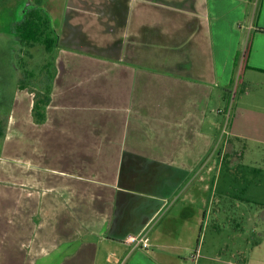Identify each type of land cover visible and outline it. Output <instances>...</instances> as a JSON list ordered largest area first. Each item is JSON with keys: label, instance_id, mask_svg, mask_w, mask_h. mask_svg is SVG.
<instances>
[{"label": "crops", "instance_id": "1", "mask_svg": "<svg viewBox=\"0 0 264 264\" xmlns=\"http://www.w3.org/2000/svg\"><path fill=\"white\" fill-rule=\"evenodd\" d=\"M91 4L46 11L58 43L42 123L40 90L21 88L13 68L0 264H264L233 247L228 205L209 185L219 90L264 84V0L253 22L249 0H101L94 16ZM232 111L226 132L249 138L244 110Z\"/></svg>", "mask_w": 264, "mask_h": 264}, {"label": "rangeland", "instance_id": "2", "mask_svg": "<svg viewBox=\"0 0 264 264\" xmlns=\"http://www.w3.org/2000/svg\"><path fill=\"white\" fill-rule=\"evenodd\" d=\"M29 1L35 2L48 12L49 10L54 14L56 12L58 17H62L66 12L83 11V8L80 10L69 8L70 5L79 4L81 1L92 2L88 6L93 14L89 15L94 16L99 11L96 8V2L101 0H0V74L3 77L11 72V66L17 71L40 75L43 67L53 58V55L48 53L41 44H20L18 39L14 38V25L22 20L23 12ZM70 2L73 4H69ZM66 5L68 8H55ZM82 6L87 5L82 4ZM247 7L252 12L253 22L255 17L261 15V11L258 10L262 7V0H253ZM244 24L238 22L236 30H241L240 27H244ZM54 35L57 37V31ZM235 77L241 80L240 73H235ZM260 83L252 84L251 87L244 86L237 81L232 88L219 90L224 99L219 103L217 101L216 112L227 109L231 112V117L226 122L223 115L216 113L218 129L222 132L214 151L216 164L213 165V171L209 176L212 179L209 184L212 186L210 192L217 193L219 203L222 199V203L228 205L229 219L225 224H221L222 227H225L231 235L233 245L234 242L240 241V247L254 262L264 261V84ZM4 85L3 79L0 78V87ZM244 87L246 92L242 91ZM8 92L10 90L6 93ZM3 103L5 102L0 104V108L3 107L5 111L11 108H7V105L5 108ZM232 107L238 113L244 110L246 117L239 120L237 126L244 128L249 136L242 145L237 147L240 148L239 159L235 156L229 159L225 157L229 151L227 139L230 136L227 132H231L233 121L236 119L233 117ZM250 119L255 120L257 127L248 125ZM225 130L227 132H224ZM199 171L203 173L204 170ZM222 195H226L228 199L224 200ZM243 198L250 202L241 201L240 199ZM259 244L262 245L255 249Z\"/></svg>", "mask_w": 264, "mask_h": 264}, {"label": "trees", "instance_id": "3", "mask_svg": "<svg viewBox=\"0 0 264 264\" xmlns=\"http://www.w3.org/2000/svg\"><path fill=\"white\" fill-rule=\"evenodd\" d=\"M253 0H249L252 3ZM261 11V8L258 10ZM14 34L22 43L35 45L41 44L45 47L48 53L54 52L57 47L58 37H55L56 32L51 24L49 14L43 8H33L29 10L27 14L23 15L22 20L14 25ZM258 31L264 33L263 28H258ZM249 47L246 48L245 55H248ZM53 65V60L51 59L43 68L40 75L35 76L34 74L25 72L23 80L20 82L21 88H28L35 85V87L40 90V93L35 97V103L33 106V115L35 120L42 123L46 120L45 109L51 102V91L53 88L54 75L49 71L50 67ZM7 114L9 115L10 109H8ZM7 119L0 118V141H3L6 136L7 129ZM229 151L226 153L227 159L232 157L240 156V148L238 145H242L244 140L240 138L230 137L227 139ZM226 159V158H225ZM231 161V160H230ZM232 162V161H231Z\"/></svg>", "mask_w": 264, "mask_h": 264}, {"label": "flooded vegetation", "instance_id": "4", "mask_svg": "<svg viewBox=\"0 0 264 264\" xmlns=\"http://www.w3.org/2000/svg\"><path fill=\"white\" fill-rule=\"evenodd\" d=\"M29 3L31 4L30 6H28L25 11L23 12V14H27L29 12V10L33 9V8H43L37 4H35V2H30ZM44 9V8H43ZM14 35V38L15 39H18L19 43L22 44V42L19 40V38H17ZM18 43V42H17ZM9 63V62H8ZM12 63V62H11ZM11 66V64H10ZM11 72L9 74H5L4 77L2 76V74H0V78L3 79V82L5 83L4 86H1L0 87V104L2 102H5L3 103L5 108H6V105H7V108L11 107L12 105V100H13V94H14V90L16 89V79H15V73L13 72V67L11 66ZM7 83V85H6ZM3 85V84H2ZM8 90H10V92H8V94L6 93ZM6 93V94H5ZM6 95V96H5ZM5 112V109L2 107L0 108V113H4Z\"/></svg>", "mask_w": 264, "mask_h": 264}, {"label": "built area", "instance_id": "5", "mask_svg": "<svg viewBox=\"0 0 264 264\" xmlns=\"http://www.w3.org/2000/svg\"><path fill=\"white\" fill-rule=\"evenodd\" d=\"M221 113V111H220ZM231 112L229 110H227L226 114V119L225 121L228 122V119L231 117ZM226 132V130L224 131ZM133 242H136L138 244H141L143 248H148L150 246V240L148 237L145 236H140L138 238L133 239ZM194 258H197L199 256V251H197L194 255Z\"/></svg>", "mask_w": 264, "mask_h": 264}, {"label": "water", "instance_id": "6", "mask_svg": "<svg viewBox=\"0 0 264 264\" xmlns=\"http://www.w3.org/2000/svg\"><path fill=\"white\" fill-rule=\"evenodd\" d=\"M30 5H31V4L29 3V4L27 5V7L30 6ZM27 7H26V8H27ZM23 15H24V14H23Z\"/></svg>", "mask_w": 264, "mask_h": 264}]
</instances>
